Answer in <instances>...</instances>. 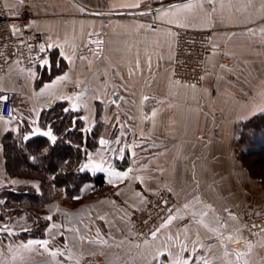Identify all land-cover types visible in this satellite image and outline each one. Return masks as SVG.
<instances>
[{"label":"crops","instance_id":"1","mask_svg":"<svg viewBox=\"0 0 264 264\" xmlns=\"http://www.w3.org/2000/svg\"><path fill=\"white\" fill-rule=\"evenodd\" d=\"M23 3L35 13L31 25L44 32L46 56L30 68L13 63L0 77V87L16 98L13 117H0V229L10 230L0 231V264H81L93 253H101L105 264H176L178 259L264 264V232L250 234L238 214L264 200L242 177L246 172L233 141L236 123L264 106V0H8L18 7ZM187 3L194 7L172 8ZM178 25L212 29L219 48L207 54L201 83L186 84L173 75ZM88 42L99 51L86 60L79 49ZM53 49L66 67L40 81L41 69L50 70ZM59 100L77 105L87 129L97 120L104 123L82 169L103 173L101 189L111 190L88 199L98 186L85 182L82 204L59 207L65 220L47 212L46 235L22 238L19 233L30 222L7 213L4 190L20 181L7 171L2 139L18 131L23 118L33 121L27 136L37 127L47 131L39 125L41 110ZM125 172L123 179L112 175ZM162 187L174 193L176 218L160 228L165 217L155 237L138 235L131 209ZM188 202L194 207L183 209ZM205 212L207 227L197 222ZM186 218L188 223L178 225ZM208 238L215 243L207 244ZM44 240L47 249L29 244Z\"/></svg>","mask_w":264,"mask_h":264},{"label":"trees","instance_id":"2","mask_svg":"<svg viewBox=\"0 0 264 264\" xmlns=\"http://www.w3.org/2000/svg\"><path fill=\"white\" fill-rule=\"evenodd\" d=\"M49 57L50 70L47 67L41 69L40 81L54 76L66 67L58 50H51ZM39 125L52 130L57 137L55 144L43 135L27 136L33 127V121L27 118L20 121L18 131L10 130L2 139L9 174L20 173L26 178H37L40 181L39 185L30 186L29 190L23 186L4 190L7 195V213L15 217L24 211L26 219L35 223L20 231L19 236L22 238L46 235L49 219L43 213L50 200L58 199L63 194L65 201L78 202L85 182L93 181L98 188L105 185L103 173L82 169L88 153L99 144L104 126L101 120L87 129L81 111L74 109L66 100H59L41 110ZM26 136L28 139H25ZM233 141L241 151L240 160L244 166L264 182V114L257 112L239 120Z\"/></svg>","mask_w":264,"mask_h":264},{"label":"built area","instance_id":"3","mask_svg":"<svg viewBox=\"0 0 264 264\" xmlns=\"http://www.w3.org/2000/svg\"><path fill=\"white\" fill-rule=\"evenodd\" d=\"M35 13L29 3L22 6L8 4V0H0V77L3 76L13 63L24 68L33 66L36 60L44 58L46 52L41 51L40 45L45 40L44 32L31 25ZM153 27H157L153 24ZM16 29V31H13ZM174 77L186 84L201 83L206 72L205 60L207 54L219 48L212 42V29L175 26ZM99 51L98 46L88 42L79 49V56L91 59ZM70 90H76L75 83L70 82ZM0 117L12 118L16 104L13 91L0 87ZM167 202V203H165ZM176 198L172 189L162 187L150 194L144 205L131 209L130 221L138 235H151L156 231L162 220L169 215ZM232 212H235L232 210ZM238 214L241 216L244 227L251 234L264 232V202L243 207ZM189 219L181 220L178 225L183 226ZM50 238V237H49ZM207 244L215 243L214 238H208ZM106 260L101 253H93L81 261V264H105Z\"/></svg>","mask_w":264,"mask_h":264},{"label":"snow or ice","instance_id":"4","mask_svg":"<svg viewBox=\"0 0 264 264\" xmlns=\"http://www.w3.org/2000/svg\"><path fill=\"white\" fill-rule=\"evenodd\" d=\"M132 6H133V7H138L139 5L137 4V5H132ZM193 7H194V4H192V3H187V4H183V5H173V6H172V8H175V9H177V10H182V9L190 10V9H192ZM165 14H167V13H165ZM13 31H16V29H13ZM50 47H51V45H50ZM40 48H41V51H44V45H40ZM61 55H63V53H61ZM48 63H49V62H48L47 60H44V61H43V64H44V65H48ZM58 79H66V76H64V77H58ZM193 87H194V86H193ZM0 99L6 100L7 98H6V97H0ZM145 99H147V98H145ZM72 107H73V108H76L77 105L74 104V105H72ZM65 111H67V109H66ZM256 112H259L260 114H264V106H260V107H258V108L253 109L252 112L250 113V115H255ZM153 115H155V113H153ZM36 134L43 135V136L49 138V140L52 142V144H55V143H56L57 137H56L55 135H53L52 130H51L50 128H49L47 131H43V132H41V130H40L38 127H37V128H34V129H33V135H36ZM25 139H28V137L26 136ZM100 142H101V144H106V143H107V142L104 141V140H101ZM85 167H87V166H85ZM96 167L99 168L100 165H96ZM129 171H131V169H129ZM112 175H115V176H117V177L123 179V178L127 177L128 173H127V172L122 173V174H121V173H112ZM137 179H139V177H137ZM109 182L111 183V180H110ZM138 195H139V194H138ZM194 201L198 203V202H199V197H195V198H194ZM165 203H167V202H165ZM192 207H194V203H193V202H188V203H185V204L183 205V209H185V210H188V209H190V208H192ZM168 211H169V216H168L167 220H165V221L160 225V228H165V227H167V226L172 222V220H173L174 218H176L175 215L172 214V209H168ZM179 211H180V210L177 209V214L179 213ZM196 215H197V213H196L195 211H193V212H192V216L195 218ZM206 215H207L206 212H205V213H200V217H201V218H200L199 221H197L198 223L204 224L205 227H207V224H205V221H204V217H205ZM230 215H231V214H230ZM48 219H51V217H48ZM217 219H219V218H217ZM232 219H235V217H232ZM53 227H58V226H57V225H53ZM159 230H160V229H157L156 231L152 232V236L155 237V236H156V233H157ZM0 231H9V232H10V230L8 229V227H7L6 225L4 226L3 229H0ZM49 231H51V229H49ZM10 234H11V233H10ZM227 239H228L229 241H233V242L236 243L237 245H239V243H240V241L237 240V239H235L232 235H229V236L227 237ZM33 243H38V244L44 246V247L47 249V244H48V241H47V240H44V241H30V242H29V244H33ZM101 243H106V241H101ZM25 247H26V246H25ZM249 248H250V246H249ZM185 250H186V248H185ZM193 251H195V249H193ZM50 254H51L53 257H55L57 253H56V252H51ZM228 255H229V254H228L227 251H226V252H225V256H228ZM198 259L202 260V258H198ZM239 259H240V252H237V254H236V260L239 261ZM176 264H193V261H192L191 259H178V260L176 261ZM203 264H208V262H207V261H203ZM230 264H231V262H230Z\"/></svg>","mask_w":264,"mask_h":264},{"label":"rangeland","instance_id":"5","mask_svg":"<svg viewBox=\"0 0 264 264\" xmlns=\"http://www.w3.org/2000/svg\"><path fill=\"white\" fill-rule=\"evenodd\" d=\"M235 152L237 154V157L239 158L240 160V155H241V151L239 149H237L235 147ZM240 164H241V167L245 170V175L242 174V177H247L248 178V181H250L253 185V193L256 195V196H260L261 199L264 200V182L261 181V179L253 176L249 170L244 166V164L242 163V161L240 160ZM263 165H264V161H263ZM24 173V171H23ZM12 176H15L14 178L18 179L20 181L19 185L18 186H23V188L26 189L27 187V190H29L30 186H37L40 184V181L39 179L37 178H26V176H23V175H20V173L18 174H11ZM107 190H111L107 187L104 188V191L103 189L101 188H98L96 189L95 191L92 192V197L91 198H88V199H92L93 197L95 196H98V195H101V194H104L105 192H108ZM63 194L60 195V197H58V199H53V200H50L44 207V213H43V216L47 218L48 214H51L53 213L52 215H54L57 219L59 220H63L64 217L66 216V212L63 214L61 211H59V207H62V208H66L67 207H70V208H74L80 204H82L84 202V197L81 196L80 200L78 202H71V201H65L63 199ZM87 200V199H86ZM49 210V211H48ZM26 212H22L21 214H17L15 215V217H21L23 218L24 220L26 219ZM131 218V217H130ZM65 220V219H64ZM27 223H29V219H26L25 220ZM33 223V224H32ZM35 223L34 222H30V225L33 226ZM91 255V254H90ZM89 255L85 256L83 258V260L88 257ZM106 260V259H105Z\"/></svg>","mask_w":264,"mask_h":264},{"label":"water","instance_id":"6","mask_svg":"<svg viewBox=\"0 0 264 264\" xmlns=\"http://www.w3.org/2000/svg\"><path fill=\"white\" fill-rule=\"evenodd\" d=\"M42 45H44V44L42 43ZM45 51H46V47L44 46V51L43 52H45ZM114 96H115V100H116V94Z\"/></svg>","mask_w":264,"mask_h":264}]
</instances>
